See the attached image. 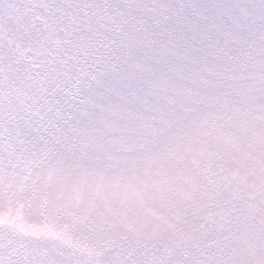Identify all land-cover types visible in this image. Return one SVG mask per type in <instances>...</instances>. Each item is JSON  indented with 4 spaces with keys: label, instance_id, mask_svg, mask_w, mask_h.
<instances>
[{
    "label": "snow or ice",
    "instance_id": "snow-or-ice-1",
    "mask_svg": "<svg viewBox=\"0 0 264 264\" xmlns=\"http://www.w3.org/2000/svg\"><path fill=\"white\" fill-rule=\"evenodd\" d=\"M0 264H264V0H0Z\"/></svg>",
    "mask_w": 264,
    "mask_h": 264
}]
</instances>
